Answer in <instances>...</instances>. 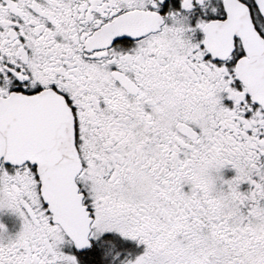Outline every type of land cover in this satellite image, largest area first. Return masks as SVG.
<instances>
[{"label":"snow or ice","instance_id":"obj_1","mask_svg":"<svg viewBox=\"0 0 264 264\" xmlns=\"http://www.w3.org/2000/svg\"><path fill=\"white\" fill-rule=\"evenodd\" d=\"M178 7L0 0V264H264V0Z\"/></svg>","mask_w":264,"mask_h":264},{"label":"flooded vegetation","instance_id":"obj_2","mask_svg":"<svg viewBox=\"0 0 264 264\" xmlns=\"http://www.w3.org/2000/svg\"><path fill=\"white\" fill-rule=\"evenodd\" d=\"M179 3L180 0H177L176 10H179ZM213 6H216V0H213ZM202 16L203 12L197 8V10L191 15V19L196 21ZM221 175L225 180H231L235 177L236 173L231 167H228L222 170ZM248 187V185H243L241 190L247 191ZM0 223L5 225L7 229L6 235L11 237L18 235L23 228L22 218L18 214L8 210L0 212ZM114 238L117 245L116 251L120 253V257L118 260L114 259L116 252H113L105 261V264H135V260L146 251V246L140 244L138 241L120 238L118 235ZM64 250L66 252L70 251L69 246L65 245Z\"/></svg>","mask_w":264,"mask_h":264},{"label":"clouds","instance_id":"obj_3","mask_svg":"<svg viewBox=\"0 0 264 264\" xmlns=\"http://www.w3.org/2000/svg\"><path fill=\"white\" fill-rule=\"evenodd\" d=\"M214 174L216 175L211 162L197 169V175L207 179L210 183L212 178L215 176Z\"/></svg>","mask_w":264,"mask_h":264}]
</instances>
